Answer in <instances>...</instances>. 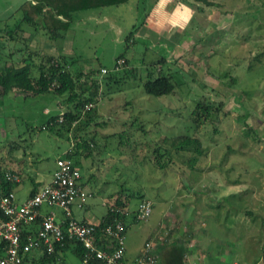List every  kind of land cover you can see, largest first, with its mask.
Returning a JSON list of instances; mask_svg holds the SVG:
<instances>
[{
	"label": "rangeland",
	"instance_id": "1",
	"mask_svg": "<svg viewBox=\"0 0 264 264\" xmlns=\"http://www.w3.org/2000/svg\"><path fill=\"white\" fill-rule=\"evenodd\" d=\"M207 1L212 5L168 0L165 18L147 20L155 0H130L112 9L120 33L95 29L93 21L81 26L83 32L75 30L77 61L68 70L91 72L99 94L68 132L60 126L42 129L51 116L72 110L65 97L16 91L0 97V164L20 171L22 182L13 190L18 201L28 194L31 179L46 183L56 159L72 151L90 194L85 209L72 208L77 220L100 221L104 204L116 198L128 211L141 200L151 203L146 218L134 222L127 216L126 261L139 256L147 239L171 231V239L227 241L224 264L233 259L264 264V0ZM23 32L42 46L26 44ZM50 38L41 27L21 22L20 15L0 22V69L29 63L30 55L39 64L41 55L53 51L44 49L54 44ZM120 56L127 65L120 67L125 60H116ZM161 58L162 75H170L176 88L154 97L144 93L143 83L147 72L158 75L153 63ZM83 75L77 92L91 84ZM199 98L222 108L197 128L192 111ZM184 135L198 138L204 149L194 169L186 164L188 153L171 151L170 159L162 147L153 151L163 138ZM79 141L88 148L74 149ZM41 211L61 214L54 206L43 205ZM64 264L81 261L66 251Z\"/></svg>",
	"mask_w": 264,
	"mask_h": 264
},
{
	"label": "trees",
	"instance_id": "2",
	"mask_svg": "<svg viewBox=\"0 0 264 264\" xmlns=\"http://www.w3.org/2000/svg\"><path fill=\"white\" fill-rule=\"evenodd\" d=\"M129 0H33L23 3L19 12L21 14V22L26 23L27 25L34 27H41L43 30L47 31L50 34V40L55 41L57 39H63L67 32L69 23L72 21V14L81 11L89 10L94 8L101 7H110V6H119L125 4ZM205 4L211 6L212 3L204 0ZM63 17L68 22H62L57 19V17ZM131 34V32H130ZM132 35V34H131ZM38 55L39 53H33ZM32 56H29V63L23 65H5L0 69V97L7 95L13 91H16L20 94H32V95H41L47 93H53L58 96L65 97V104L67 107H71L72 110H68L65 113L57 114L51 116L46 123V127L50 128L53 126H60L61 129L68 132L72 124L78 121L79 115L85 106L88 104L95 105V102L98 98L99 90V81L94 79L91 72H87L84 75L81 74V71H75L73 74L69 72L68 67L73 65L77 60L74 56H64V55H41L39 64L32 62ZM123 58L120 56L116 60ZM125 59V58H123ZM127 60L123 61L120 67L127 65ZM166 62L164 58L153 63V65L158 67L156 70L158 75L156 77H151V72H147V79L143 83V91L147 95L154 97H160L164 95L171 94L176 88L175 83L172 81L170 75H162L163 69L162 66ZM118 69V65L115 64V69ZM251 68V67H250ZM116 69V70H117ZM131 71V70H130ZM107 73V72H106ZM84 76L85 79L91 80V84L86 86L83 90L77 92V88L81 87V76ZM90 78V79H89ZM83 84L86 83V80H83ZM222 108L221 103H215L209 100H203L199 98L195 102L194 110L192 111L193 120L195 126L198 128L199 125L205 122H212L220 113ZM92 110L88 109L85 112H90ZM83 112V113H85ZM154 152L157 153L158 149L162 147L164 149V154L168 155L171 159V151L174 153H188L186 159V164L188 168L194 169L195 165L200 156L203 155L204 149L202 148L201 142L196 137L191 136H179L176 138H163L161 144H155ZM82 148L86 150L88 145L84 141H79L76 143L75 148ZM75 155V152H68L67 157L65 158L71 161V157ZM158 157H161L158 155ZM75 165V164H74ZM160 167H164L165 164H159ZM14 173L17 174L20 178L19 183H10L7 182L4 178L5 173ZM22 182V176L19 170H13L6 167L4 164H0V196L6 195L9 192L14 193V187ZM85 183V182H84ZM83 182L82 185L85 187ZM36 191L33 189L29 196L35 194ZM137 198L143 199L142 194H138ZM142 201V200H141ZM108 202L104 205L107 206L106 214L100 219V222L95 227L97 241L100 240L98 244H104L105 241L101 235V230L108 224L111 223L114 219L120 220L124 225V233L127 228V216L132 215V221H137L135 218L136 208L132 211H128L126 208V203L120 198H116L112 203V211L108 207ZM39 224V220L34 223ZM262 225L264 228V217L262 218ZM25 227V226H24ZM23 228V227H22ZM34 233L28 232L22 229L21 232V244L23 245L27 236ZM169 231L167 236L161 240V242L155 248V257L159 264H185L184 258L187 253V241L181 238H170ZM156 237H159L158 235ZM150 239V238H149ZM147 239V240H149ZM171 239V240H170ZM54 249L51 254H47L44 248H41L40 255L38 260L35 263L38 264H64V257L61 256L66 251H70L73 255L78 257L81 261L87 255V250L83 245L76 239H69L67 236H64L61 242H55L53 244ZM33 252V251H32ZM1 254V253H0ZM262 261L264 263V247L261 251ZM24 264H27L29 261L27 255L23 258ZM88 264H104L102 261H99L95 258H92L88 261Z\"/></svg>",
	"mask_w": 264,
	"mask_h": 264
},
{
	"label": "built area",
	"instance_id": "3",
	"mask_svg": "<svg viewBox=\"0 0 264 264\" xmlns=\"http://www.w3.org/2000/svg\"><path fill=\"white\" fill-rule=\"evenodd\" d=\"M106 72V70H102ZM5 180L19 183L14 173H5ZM90 194L82 185V175L76 165L65 158H57L55 169L48 183L41 186L35 194L18 202L15 194L9 192L0 196V264H24L23 258L32 251L44 248L47 254L53 252L55 242H61L64 236L78 240L87 250L82 264L95 258L104 264H159L155 257V248L164 236L146 240L143 248L134 260H125L124 225L114 219L108 223L101 235L104 244L97 241L95 227L98 224L77 220L72 208L83 209ZM43 205L54 206L61 210V217L55 212L41 211ZM112 203L108 207L112 211ZM151 203L141 201L135 211V218L141 220L149 216ZM39 220L34 233L27 236L21 244L22 227L33 225Z\"/></svg>",
	"mask_w": 264,
	"mask_h": 264
},
{
	"label": "crops",
	"instance_id": "4",
	"mask_svg": "<svg viewBox=\"0 0 264 264\" xmlns=\"http://www.w3.org/2000/svg\"><path fill=\"white\" fill-rule=\"evenodd\" d=\"M27 1H31L32 3H34L33 0H0V22H2L4 24L6 22V20L13 18L17 15H20V18H21V14L18 10H19L20 6ZM129 1H127L125 4H127ZM167 1L168 0H155V2H154V3H156L155 6L154 7L152 6L150 9L151 17L146 15V19L147 20L152 19L153 16L154 17L156 16L157 18L158 17L165 18V16H167L168 14L166 15V12H164L163 9H165L168 6L169 3ZM125 4H122L119 6H110V7L94 8V9H89V10H81V11H77V12L73 13L71 16L72 21L69 23L65 37L63 39L55 40V42H53L54 43L53 45L52 44H50L48 46L44 45L45 46L44 49L45 50L48 49L49 51L53 50V51H51L52 53L57 50L58 52H60V55H64V56H68V53L70 51H71V53H73V46L75 43V38L73 37V35L75 34V32L77 30H79L80 32H83L84 28H81V26L85 27L87 24L86 22L93 21L94 22L93 26L95 29H98V27L101 26L102 30L108 29V30H112L113 32L116 30L117 33H120L121 27L117 22L113 21L114 18H112L113 17V10L112 9L113 8H119L120 6H123ZM57 19L61 20L62 22H68L67 20H65L61 16L57 17ZM105 24H107L106 27H105ZM147 26H149V25H147ZM26 34L28 35V38L23 39V40H25L26 44L29 45V43L33 42L34 44L37 45L38 48H40L42 46L41 40H35V38H32V35L28 32L22 33V35H26ZM63 44L68 45L69 48H67V46L66 47L63 46ZM73 56L75 57L74 53H73ZM21 60L23 61L24 58H22ZM49 180L46 183H48ZM82 182L84 183L83 179H82ZM46 183L41 184L40 181L36 180L35 178L31 179V187H30V190L28 191V194L21 201H18V200L17 201L22 202L27 197H29V194L33 189H35V191H37L41 186H43ZM84 209H85V207H84ZM43 213H45V212H43ZM57 216L61 217V214L60 215L57 214ZM83 219L85 220V218H83ZM88 222H90V221H88ZM99 222L100 221H97L94 224H98ZM37 227H38V224H36V225L33 224L30 226H25L22 229L26 230L28 232H33L37 229ZM189 230H190V232H193L192 229H189ZM221 231L222 230L220 229V230H218L217 233L219 234V232H221ZM222 236L223 235H220L221 240H222ZM189 238L186 241L188 243L190 242L189 244H191V243L193 244V247L187 246V253L185 256L186 258H190L191 256L193 257L191 261L189 260V264H224L225 263V259H224L223 255L227 254V250H226L227 244L225 243L227 241H223V240L222 241H220V240L216 241L214 239L208 240V238H206V239H203V242L201 244V242H195V241H193V239L189 240ZM183 240H185V239H183ZM231 241L233 243V240H231ZM199 250L201 252L204 251V252L208 253V255L203 257V255L200 254L201 252L200 253L198 252ZM39 255H40V251L31 252L29 255H27V258L29 260L27 262V264H38V263H35V261L38 260ZM218 255L221 257L220 259H219V257L218 258L216 257ZM61 256L64 257V253L61 254ZM235 261H237V260L236 259L231 260L230 264H235L236 263ZM185 264H187V263H185Z\"/></svg>",
	"mask_w": 264,
	"mask_h": 264
}]
</instances>
